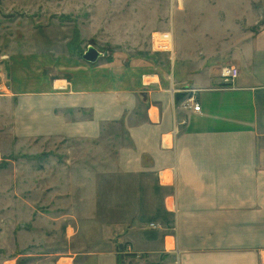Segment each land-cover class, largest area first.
Instances as JSON below:
<instances>
[{"label": "crops", "instance_id": "obj_1", "mask_svg": "<svg viewBox=\"0 0 264 264\" xmlns=\"http://www.w3.org/2000/svg\"><path fill=\"white\" fill-rule=\"evenodd\" d=\"M259 18L229 86L210 68L157 73L148 60L21 72L33 135L85 151L73 156L85 181L68 186L84 196L67 203L57 223L67 231L38 264H264V10Z\"/></svg>", "mask_w": 264, "mask_h": 264}, {"label": "rangeland", "instance_id": "obj_2", "mask_svg": "<svg viewBox=\"0 0 264 264\" xmlns=\"http://www.w3.org/2000/svg\"><path fill=\"white\" fill-rule=\"evenodd\" d=\"M263 10L262 0H0V264H38L57 250L51 237L68 228L57 223H66L67 203L84 196L68 188L85 181L77 178L84 163L73 159L85 153L82 143L33 135L34 114L18 91L24 69L33 75L60 59L83 62L91 45L106 53L103 63L148 60L157 73L175 66L189 76L203 66L220 74L235 64L237 45L259 28ZM166 31L174 50H153V34ZM56 82L55 90L67 85ZM111 134L108 150L121 136L117 128Z\"/></svg>", "mask_w": 264, "mask_h": 264}, {"label": "built area", "instance_id": "obj_3", "mask_svg": "<svg viewBox=\"0 0 264 264\" xmlns=\"http://www.w3.org/2000/svg\"><path fill=\"white\" fill-rule=\"evenodd\" d=\"M174 46H175V38L172 32L170 31L156 32L153 34V37H152L153 50L157 52L171 53L174 50ZM220 75L224 83L229 86V85H232L239 78L240 69L238 66L234 64H228L222 67L220 71ZM193 107L195 111L201 110L200 103L194 102ZM162 174H160L161 175L160 179H161L162 184H170L166 182L167 177L162 176ZM262 259L264 260V256L262 257Z\"/></svg>", "mask_w": 264, "mask_h": 264}, {"label": "water", "instance_id": "obj_4", "mask_svg": "<svg viewBox=\"0 0 264 264\" xmlns=\"http://www.w3.org/2000/svg\"><path fill=\"white\" fill-rule=\"evenodd\" d=\"M106 53L100 52L93 46H89L87 50L83 53V59L88 63H96L101 57H104Z\"/></svg>", "mask_w": 264, "mask_h": 264}, {"label": "bare ground", "instance_id": "obj_5", "mask_svg": "<svg viewBox=\"0 0 264 264\" xmlns=\"http://www.w3.org/2000/svg\"><path fill=\"white\" fill-rule=\"evenodd\" d=\"M84 53V52H83Z\"/></svg>", "mask_w": 264, "mask_h": 264}]
</instances>
